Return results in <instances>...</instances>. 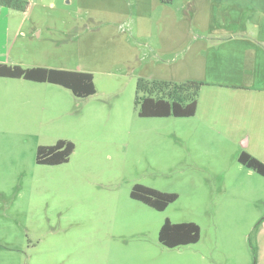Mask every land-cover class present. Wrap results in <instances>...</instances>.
I'll return each mask as SVG.
<instances>
[{"label": "rangeland", "instance_id": "1", "mask_svg": "<svg viewBox=\"0 0 264 264\" xmlns=\"http://www.w3.org/2000/svg\"><path fill=\"white\" fill-rule=\"evenodd\" d=\"M18 1L31 5L26 17L0 5V58L92 69L97 91L77 97L26 79L43 88H0V264H263L264 176L238 161L243 146L264 159L261 105H249L243 127L140 117L136 81L151 54L138 60L131 40H101L114 28L80 10L72 39H61L53 6L67 0ZM199 19L205 25L208 13ZM36 23L52 27L48 38ZM60 139L75 143L70 160L37 163L38 147ZM136 183L179 196L157 210L131 197ZM236 205L252 214L235 216ZM166 218L198 223L200 240L161 244Z\"/></svg>", "mask_w": 264, "mask_h": 264}, {"label": "crops", "instance_id": "2", "mask_svg": "<svg viewBox=\"0 0 264 264\" xmlns=\"http://www.w3.org/2000/svg\"><path fill=\"white\" fill-rule=\"evenodd\" d=\"M53 8L59 13L58 18L62 23L59 29L61 39H72L65 36H70V29L74 30L79 10L90 14L88 19L95 18L92 13L99 14L98 18L103 20L100 22L116 31L115 35L111 33L101 40H131L133 55L138 60H147V52L151 54L154 64L143 65L146 68L143 77L175 82H205L200 90L197 111L190 116L197 117L201 124L213 129L224 124L243 127L244 123H250L251 112H254L249 110V105H261L257 115L264 125V0H67V3ZM30 10L29 4L25 17ZM202 13H208L205 25L199 19ZM24 22L23 19L21 25ZM188 22L193 23L188 25ZM193 24L199 31L195 30ZM188 26L191 31H196L189 36ZM37 27H41L39 31ZM51 28L38 23L34 27L40 37L47 38ZM154 28L157 29L155 32ZM156 33V40H152ZM159 61L164 62L163 66ZM0 62L23 66V62L8 58L1 57ZM34 66L93 73L92 69L65 64L36 62L24 67ZM22 79L0 76V88L18 87L33 92L43 88L40 84H23ZM242 152L264 160L253 151L244 150V146ZM246 201L238 199V203ZM237 206L229 212L240 218L252 214L245 209L239 213ZM259 234L264 249V219Z\"/></svg>", "mask_w": 264, "mask_h": 264}, {"label": "trees", "instance_id": "3", "mask_svg": "<svg viewBox=\"0 0 264 264\" xmlns=\"http://www.w3.org/2000/svg\"><path fill=\"white\" fill-rule=\"evenodd\" d=\"M0 5L17 10L27 6L18 0H0ZM0 76L24 78L36 82H49L70 89L77 97H88L96 93L94 74L90 71L55 67H23L0 62ZM203 81L187 80L175 82L165 79L138 77L135 104L140 117H190L195 115ZM75 150L71 140L60 139L52 145H40L36 161L39 164L58 165L68 162ZM238 161L264 176V162L247 152H242ZM176 192H165L157 188L136 183L131 191L133 199L157 209L164 210L178 198ZM201 238V227L193 221L173 222L166 218L159 231L161 244L174 248L196 243Z\"/></svg>", "mask_w": 264, "mask_h": 264}]
</instances>
